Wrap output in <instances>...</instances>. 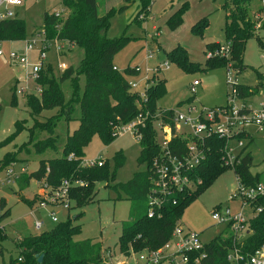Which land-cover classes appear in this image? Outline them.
<instances>
[{
	"label": "trees",
	"instance_id": "16d2710c",
	"mask_svg": "<svg viewBox=\"0 0 264 264\" xmlns=\"http://www.w3.org/2000/svg\"><path fill=\"white\" fill-rule=\"evenodd\" d=\"M134 0H124L118 8H111L104 14L98 13L97 0H60L61 6L66 12L64 17L55 16L53 12L43 13V25L45 37L48 40H68L82 49V57L74 67L72 65L63 69L55 76L53 63L49 59L39 73L36 83L41 87L40 95L26 94L25 104L29 108V114L33 120V127L29 130V142H33L34 130L39 128L46 132L47 137L36 139L33 147L36 152L47 148L57 150V135L53 136L54 128L61 118L68 121L72 118L75 106H78L79 117L77 127L65 134L64 142L57 157L43 158L38 161L34 171L23 173L16 180L19 188L29 185L31 179H44L51 188L57 187L62 179H81L85 182L81 186L70 187L69 196L71 203L81 207L90 202L95 195V185L101 181H109L114 178L115 171L110 172L106 161L101 166L80 167L79 163L84 157V147L93 135L97 134L101 140L108 144L116 136L113 128L119 123H126L133 119L138 113L148 110L154 114L159 108L157 99L164 93L165 83L163 78L155 80L146 90V100L138 107L141 101L139 94L129 88L128 81L135 78L138 72L133 67L127 66L122 71L114 69V54L126 43L128 37H109L107 35L110 26V17L122 12ZM139 10L135 14V20L139 15H147L150 12L153 0H138ZM223 8L231 10L226 14L224 24L225 42L230 43L229 57L213 56L206 59L207 68L224 67L228 62L240 72L245 66L243 52L245 42L258 36V31L264 33V18L260 29H255L254 22L248 17L247 11L242 4L248 0H229ZM183 8V7H182ZM182 8L172 13L167 19L170 29H176L182 23ZM228 11V10H227ZM208 21L203 18L192 26V32L200 35ZM26 22L23 17L16 15L14 18L0 20L1 40H23L27 37ZM220 43H207L208 50H214ZM166 59L170 63H176L185 70L199 68L193 63L183 46H176L171 50H163ZM259 74L258 69H255ZM79 77H83V86L80 90ZM153 77V76H152ZM155 78V77H153ZM71 80V96L67 100L62 83ZM250 87L240 85L242 93L249 94ZM14 95V92H12ZM12 104H14L11 101ZM57 109V113L40 122L37 116L43 110ZM173 109H168L167 117L171 116ZM164 115V114H163ZM151 118V117H150ZM147 119V125L142 129L140 141L139 163H145V170L136 172L127 182L119 184L126 198L130 201V214L132 219L124 221L118 236V247L120 252L128 254L129 250L141 251L144 249H155L161 246L171 237L175 224L180 220L184 207L195 199L208 185L227 167L221 164V153L219 147L223 143L215 140L207 159L197 171L202 179L194 191L180 194L178 203L171 205L163 204L158 213L149 217L147 215V191L151 186L150 165L158 152L155 140V129L152 120ZM24 121L17 120L14 130L9 136L0 141V146L12 142L24 129ZM68 123V122H67ZM22 143L19 147H24ZM21 149V148H20ZM73 154L74 158L68 159ZM10 155L6 153L0 159V171L9 165ZM252 157L246 154L241 163L237 165L236 171L243 176L248 183H254L261 177V173L252 175L250 166ZM121 166L120 162L115 167ZM235 171V172H236ZM35 198H40L37 194ZM34 199L21 197L29 207L35 203ZM146 203V204H145ZM143 206V209L140 206ZM253 205L260 206L262 210L250 220V232L243 241L242 251L253 252L264 243V196L258 197ZM70 207H72L70 205ZM69 207V208H70ZM10 208L6 206L5 199L0 198V222L8 216ZM82 212L57 223L50 229H43L35 234H29L20 238L16 244L19 248L18 264H106L104 250L99 238H85L77 240L75 236L80 233V225L74 224L73 220L80 217ZM225 233V234H223ZM6 238L5 231L0 225V242ZM232 244V234L226 229L205 243V257L200 264H230L227 260L228 249ZM39 255H43L41 263L37 262ZM21 257L22 261L18 258ZM10 264H16L11 260Z\"/></svg>",
	"mask_w": 264,
	"mask_h": 264
},
{
	"label": "rangeland",
	"instance_id": "374dc122",
	"mask_svg": "<svg viewBox=\"0 0 264 264\" xmlns=\"http://www.w3.org/2000/svg\"><path fill=\"white\" fill-rule=\"evenodd\" d=\"M98 1L102 4L103 0ZM23 2L17 15L25 19L27 34L35 26L43 25V13L45 11L63 10L60 0H23ZM225 3L228 7L231 6L229 0H153L147 17L139 15L138 20H135V14L140 7L139 1L134 0L122 11L123 13L113 14L110 17L107 35L109 37L121 35L128 37L126 43L114 54V63L122 70L135 64L144 65L147 54L146 44H148V48L153 46L152 49L157 50L159 46L156 43L159 42L162 46L159 54L154 53L147 61L151 67L166 59L163 50L168 51L178 45L183 46L190 60L199 68L189 71L176 63H170L169 69L158 74L164 80L165 90L157 99V106L161 109L183 110L184 104L188 101L205 107L225 104L228 91L225 68L221 66L207 68L205 65L208 51L206 44L217 40L222 43L225 42L223 29L226 14L231 12L229 8H223ZM242 6L247 11L248 17L251 18L252 13L255 12L256 0H248ZM179 8H182V23L172 30L167 25V19ZM102 10L101 6L99 11ZM65 14L66 12L63 10L62 17ZM203 18L207 19V26L204 27L202 34H194L192 26ZM41 29L35 30L32 34L38 33ZM145 34L147 40H145ZM258 36L262 40V44L256 37L245 42L243 52L245 66L235 74L238 83L241 85L254 86L258 79L255 69L264 67L263 31L259 30ZM9 44L8 42L3 43L2 47L5 51L11 47H18L21 51L23 50V42ZM35 50L28 52L29 58H33ZM65 50L66 54L64 52V55L58 57L59 62L64 68L69 65L75 67L82 57V49L65 46ZM48 59L53 63L55 76H58L63 69L58 68L57 56L52 49L48 51ZM17 76H23L21 68L12 63L6 56L0 57V141L14 130L15 121L23 120L25 126V129L12 142L0 146V159L6 153H14L13 159L10 155L11 162L9 165L14 168L25 166L26 171L30 172L38 166L40 159L60 155L65 134L77 127L79 109L78 106H75L70 120L65 121L61 118L56 124L53 136L57 135V150L47 148L44 151L36 152L33 143L36 139L46 138L47 134L45 131L36 128L33 142L27 143L29 130L33 127V120L29 114V108L25 104V96L28 93L40 95V92L36 90L37 84L30 82L29 87L22 89V92L18 94L16 89L22 88L24 84L20 81L15 82ZM194 79H198L200 84L196 86L194 92H191L189 85ZM83 82V77H79L80 90ZM141 86L138 85L139 91L142 89ZM62 88L66 99L69 100L72 92L71 80H65L62 83ZM56 113V108L43 110L37 119L40 122H46L49 117ZM22 143L27 144L24 147H19ZM140 148V143L129 133L120 134L108 144H105L99 135H93L84 147V157L94 158L100 155L106 161L110 172L115 171V176L109 181L96 183L93 199L81 207L72 202L70 203L72 207L68 209L60 206L35 208L39 200L35 196L41 190L42 184L33 180L29 181L26 189L23 188V192H21L17 181L11 185L1 186L0 196L5 195L10 212L0 222L6 234V238L0 242V264H10L11 260L18 264L17 257L20 253L16 244L21 237L35 234L43 229H50L57 223L65 221L68 216L73 217L81 212L82 215L73 220L74 224L81 227L80 233L75 238L77 240L99 238L105 248L104 251L109 252L112 261L117 262L124 259L123 253L118 247V236L122 223L132 219V216L130 214L131 203L119 184L127 182L136 172L145 170V163L138 162ZM245 151L252 157V172L264 173V134H255L253 138L246 140ZM117 162H120L121 166L115 167ZM4 169L0 171V178L4 176ZM234 182L235 172L232 168L227 167L207 188L184 207L179 222L186 228L199 232L203 242L209 241L222 229V226L216 224L212 219V209L217 205H235L228 200ZM21 197L35 198V203L30 206L33 210L20 200ZM140 208L143 209V206L141 205ZM50 211L55 212L59 219L58 222L50 220L48 217ZM36 219L44 223V226L38 230L34 227Z\"/></svg>",
	"mask_w": 264,
	"mask_h": 264
},
{
	"label": "built area",
	"instance_id": "2783aa9c",
	"mask_svg": "<svg viewBox=\"0 0 264 264\" xmlns=\"http://www.w3.org/2000/svg\"><path fill=\"white\" fill-rule=\"evenodd\" d=\"M22 5L23 0H0V20L14 18L17 15L16 9ZM63 10L54 9L52 12L55 16L61 17ZM251 16L255 29L259 30L264 18V0H256L255 12ZM4 42L7 40L0 39V57L6 56L21 68L23 81L35 83L48 60L49 50L52 49L56 54L58 68L65 69L58 57L65 51V46L74 45L68 40L46 39L43 29L32 34L30 38L22 40V51L17 47H11L5 51L2 47ZM35 49L37 50L36 56L32 60L29 58L28 52ZM146 51V58L152 57V50L148 48ZM206 55L207 58L213 56L227 58L230 55V43H221L216 49L208 50ZM169 65L170 62L165 59L154 67L146 66L143 69L139 66L133 67L138 74L141 72L139 80L131 78L128 81L130 90L136 91L141 98L138 107L146 100L147 88L155 80L160 79L158 74L167 69ZM113 68L119 70L115 65ZM225 71L228 91L223 105L205 107L188 101L184 104L183 110H173L169 117L165 116L168 109L158 108L154 114L146 110L138 113L128 122L114 126V136L129 133L140 143L143 136L142 129L146 127V121L151 117L158 152L150 165L151 186L146 196L149 217L158 213L163 204L176 205L180 194L185 195V193L194 191L202 183L197 171L207 159L211 148L214 147L215 140L223 142L219 147L222 166L232 168L235 172L237 165L247 154L245 141L251 139L255 134H264V67L260 71L258 85L250 87L249 94L240 91L241 84L238 83L235 76L239 71L233 68L230 62L225 66ZM140 80L143 81V84L139 91ZM199 84L198 79L192 80L189 85L191 92H194ZM25 88H28V85L16 89V92L20 94ZM36 90L41 92V87L38 84ZM256 95L259 98L254 100ZM72 158H74L73 154L68 155V159ZM103 163L104 160L101 157H82L79 165L80 167H91L101 166ZM26 172L25 166L19 168H14L12 165L6 166L4 176L0 178V187L11 185L21 174ZM255 174L252 172V175ZM36 182L42 185L38 193L40 198L35 208L60 206L68 209L71 205L70 187L85 184L81 179L72 178L62 179L55 188H51L43 178ZM261 196H264V173H261L258 181L248 183L236 171L235 182L232 184L228 196V200L235 203L236 206L234 204V207L217 205L212 209V219L216 224L222 226L219 233L228 229L232 234V244L227 253V260L230 264H264V243L251 253L242 251L243 241L250 232V220L262 210L260 206L253 205V202ZM48 217L53 222L59 221L54 211H50ZM43 226V221L39 219L34 221L36 229ZM205 243L207 242L201 240L199 232L186 228L178 221L171 232V237L161 246L141 251L130 249L128 254H122L124 259L117 262L112 261L106 250L104 251V260L106 264H200L206 255ZM18 260L22 261V258L19 257Z\"/></svg>",
	"mask_w": 264,
	"mask_h": 264
},
{
	"label": "crops",
	"instance_id": "0c3cea01",
	"mask_svg": "<svg viewBox=\"0 0 264 264\" xmlns=\"http://www.w3.org/2000/svg\"><path fill=\"white\" fill-rule=\"evenodd\" d=\"M24 3V2H23ZM124 3V0H103L102 1V4L97 0V4H98V13L99 14H104L106 11H108L109 9H111V8H118L120 5H122ZM102 6V8H103V10L102 11H99L100 10V7ZM19 8L20 7H18L17 9H16V13L17 14H19ZM26 10V9H25ZM138 11V10H137ZM123 13V12H122ZM115 14H120V12H118V13H115ZM41 26L42 25H39V26H35L33 29H31V31L29 32V34H28V36L27 37H31L32 36V33L35 31V30H37V29H39V28H41ZM153 28H155V26H153ZM146 34H145V40H147L146 39ZM155 41H156V39H155ZM8 43H10L9 45H12V44H14V43H18V42H22V40H14V41H7ZM214 43H222V42H220V40H217V41H214ZM157 44V46H159V47H157V50H154V49H152L153 48V46L151 47H149L151 50H153L152 52H153V54L154 53H156V54H159V52H160V50L162 49V46H161V44L159 43V42H157L156 43ZM13 46H15V45H13ZM148 44H146V50L148 49ZM21 47V46H20ZM72 47H77V46H75V45H72V46H70L69 48H72ZM18 48V47H17ZM65 52V53H64ZM63 53L64 54H66V50L64 51ZM61 54V55H64V54ZM146 53H147V51H146ZM35 56H36V50H35V54L33 55V58H31L30 57V59H32V60H34L35 59ZM3 57V56H2ZM151 58V57H150ZM150 58H146V56H145V64L144 65H139V64H135L134 66H132V67H135V66H139L140 68H145L146 66H149L150 67V65L148 64V60L150 59ZM244 62V61H243ZM114 65L119 69V70H122V69H120L115 63H114ZM155 66V65H154ZM154 66H151V67H154ZM131 67V66H130ZM170 67V66H169ZM169 67L167 68V69H169ZM167 69H164V70H162V72L163 71H165V70H167ZM258 69V72H259V74H260V71L262 70V68L261 69H259V68H257ZM161 72V73H162ZM140 76H141V72L134 78V79H140ZM22 78L23 77H19V76H17L16 77V81L15 82H17V81H20V82H23V86H27L28 85V87H29V81H23L22 80ZM161 78V77H160ZM259 78H260V76L258 75V79H257V83L254 85V86H249V87H256L257 85H258V83H259ZM143 84V81H139V85L141 86ZM13 85H16V83H13ZM13 85H11V86H13ZM248 86V85H247ZM255 97V96H254ZM259 98V96L258 95H256V97L255 98H253L254 100H257ZM251 100H252V98H251ZM214 106H216V105H214ZM253 138V137H252ZM247 154H249L248 152H246ZM98 157H101L100 155L98 156ZM37 168V167H36ZM35 168V169H36ZM35 169H33L32 171H34ZM250 170H251V166H250ZM31 172V171H30ZM251 172H252V170H251ZM254 173V172H253ZM31 180H33V181H35L36 182V180H34V179H31ZM28 187V186H27ZM26 187V188H27ZM26 188H24V189H26ZM24 189H22L21 190V192H23V190ZM0 198H4L5 199V203H6V206H7V199H6V197H5V195H1L0 196ZM27 198V197H26ZM7 207H9V206H7ZM233 207H234V205H233ZM31 208V207H30ZM32 209V208H31ZM38 230V229H37ZM219 233V232H218ZM216 236V235H215ZM214 236V237H215ZM212 239V238H211ZM210 239V240H211ZM102 242V241H101ZM208 242V241H207Z\"/></svg>",
	"mask_w": 264,
	"mask_h": 264
},
{
	"label": "water",
	"instance_id": "95a60500",
	"mask_svg": "<svg viewBox=\"0 0 264 264\" xmlns=\"http://www.w3.org/2000/svg\"><path fill=\"white\" fill-rule=\"evenodd\" d=\"M42 258H43V255H39L38 258H37V262H38V263H41Z\"/></svg>",
	"mask_w": 264,
	"mask_h": 264
}]
</instances>
